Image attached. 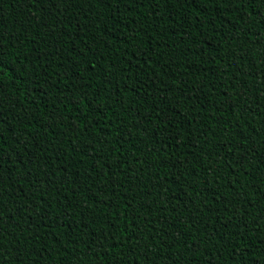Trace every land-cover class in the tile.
Returning <instances> with one entry per match:
<instances>
[{
	"label": "trees",
	"instance_id": "trees-1",
	"mask_svg": "<svg viewBox=\"0 0 264 264\" xmlns=\"http://www.w3.org/2000/svg\"><path fill=\"white\" fill-rule=\"evenodd\" d=\"M0 264H264V0H0Z\"/></svg>",
	"mask_w": 264,
	"mask_h": 264
}]
</instances>
